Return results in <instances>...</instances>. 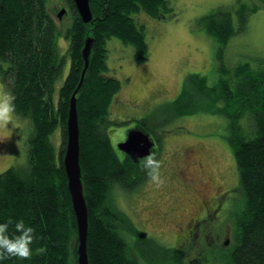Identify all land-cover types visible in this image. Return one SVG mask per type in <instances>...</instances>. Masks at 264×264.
Returning <instances> with one entry per match:
<instances>
[{
  "label": "trees",
  "instance_id": "obj_1",
  "mask_svg": "<svg viewBox=\"0 0 264 264\" xmlns=\"http://www.w3.org/2000/svg\"><path fill=\"white\" fill-rule=\"evenodd\" d=\"M260 1L264 6V0ZM63 2L71 16L64 31L68 40L65 54L58 50L59 32L47 0H0V81L15 95L14 113L29 119L32 128L26 164L0 172V221L23 219L34 227L36 237L30 256H11L2 264H76V222L62 158L69 100L81 78V49L86 37L92 38V45L89 65L76 92V107L79 162L88 211V263L139 264L125 238L128 219L110 204L111 188L116 184L124 187L121 180L129 172L105 131V109L119 86L115 77L104 73L105 43L116 37L133 46L135 60H144L148 53L144 25L133 15L145 11L162 17L172 9L167 0H89L92 18L85 23L72 0ZM253 6L237 10V28L230 12L203 17L204 29L219 42L220 60L224 45L243 29L246 13L254 11ZM66 55L70 67L56 89ZM220 71L227 72L222 66ZM251 72L247 63L239 64L234 68L235 88H230L223 76L220 82L224 89L227 87L224 97L230 93L242 105L228 107L226 125L244 197L228 251L229 264H264V81ZM246 112L250 124L249 130L243 131L239 119ZM57 129L61 143L56 151L51 135ZM147 175L145 171L144 178ZM140 181L139 176L130 187ZM41 246L44 251H37Z\"/></svg>",
  "mask_w": 264,
  "mask_h": 264
},
{
  "label": "rangeland",
  "instance_id": "obj_2",
  "mask_svg": "<svg viewBox=\"0 0 264 264\" xmlns=\"http://www.w3.org/2000/svg\"><path fill=\"white\" fill-rule=\"evenodd\" d=\"M167 1L172 10L162 17H153L145 11L133 15L144 25L148 50L144 60H135L133 46L116 37L108 38L105 43L107 68L104 73L115 77L119 83L110 96L104 118L113 151L139 120H144L145 131L160 138L156 159L160 161L163 183L157 185L147 175L133 192L131 184L145 170L120 153L119 161L129 172L128 177L121 180L126 187L116 185L109 192L110 204L115 210H124L138 225L144 224V230L147 228L149 233L158 236L142 244L132 241L133 231L125 233L131 252L140 255L139 264H171L175 256L161 249L175 247L179 242L173 238L175 220L183 223L196 208L203 206V197L215 191L218 185L229 190V235L234 236L244 197L239 189L226 125L230 117L228 110L242 105L230 93L228 98L224 97L227 87L224 89L220 82L223 76L230 88H235L234 68L243 63L248 64L251 74L264 81V6L260 0ZM253 5L255 9L246 13L243 29L231 35L224 45L220 60L217 56L219 42L204 29L206 18L203 17L230 12L237 28V10ZM62 7H66L63 0H47L48 12L59 32L58 50L65 54L68 40L64 31L71 23V16L66 12L58 18ZM221 66L227 72H221ZM69 67L70 59L66 55L56 89ZM262 86L264 88V82ZM0 87L4 88L1 81ZM183 88L185 91L180 95ZM248 119L247 112L239 119L243 131L249 130ZM31 131L29 119L16 113L7 124H0V172L10 166L26 164ZM51 141L57 151L61 143L58 129L52 133ZM192 151H196L203 162L202 171L185 166L184 157ZM181 173L189 183H183ZM229 243L231 249L230 239ZM229 249L213 257V264H229ZM143 250L142 257L139 251ZM208 263L211 264L210 260Z\"/></svg>",
  "mask_w": 264,
  "mask_h": 264
},
{
  "label": "flooded vegetation",
  "instance_id": "obj_3",
  "mask_svg": "<svg viewBox=\"0 0 264 264\" xmlns=\"http://www.w3.org/2000/svg\"><path fill=\"white\" fill-rule=\"evenodd\" d=\"M132 128L144 131V120H139L132 126ZM125 137L126 135L120 141H123ZM150 137L154 142L152 152L156 154L159 150L158 141L160 138L151 134ZM190 149L194 150L192 148ZM115 152L118 156H121V153L122 157L125 158L126 156L131 161H133L125 152L121 151L120 149H115ZM194 152L196 153V151H192V153L184 157L185 166L191 167L193 170L196 167L199 171H202L203 162ZM142 159L143 157L139 158L137 161H133V163L142 167L140 164ZM143 170L145 169L143 168ZM180 175L182 177L181 180L185 179L183 173ZM140 177V182L142 183L144 181V172L140 175ZM188 181L189 180L185 179L183 183H189ZM116 185L120 186L119 184ZM138 185L139 184L133 186L131 190L135 192V189L138 187ZM228 191L229 190L224 189L222 185H218L215 191L204 196L205 198L203 197V206L196 208L183 223L179 219L175 220L176 223L173 230L176 232V234L173 235V238L176 237L179 242H177L175 247H162L163 249H161L162 251L167 249L166 252H169L170 255L175 256V260H173L171 264H209V260L211 264H213V257L222 255L220 252L223 253V249L226 250L230 248L231 244H228L229 239L231 240L229 235L230 226L228 223V213L230 206L228 201ZM121 212L128 219L124 232L126 233L130 230L133 231L135 236H133L134 238L132 241L134 243L141 241V243L144 244V242L151 240V238H158V236L152 234L151 232L149 233L147 228L144 230V224L138 225L127 212L124 210ZM164 212L168 214L166 211ZM139 253L142 257L144 256V250L139 251ZM134 256L140 263V255Z\"/></svg>",
  "mask_w": 264,
  "mask_h": 264
},
{
  "label": "water",
  "instance_id": "obj_4",
  "mask_svg": "<svg viewBox=\"0 0 264 264\" xmlns=\"http://www.w3.org/2000/svg\"><path fill=\"white\" fill-rule=\"evenodd\" d=\"M80 19L87 23L91 21L92 13L89 0H72ZM67 12L66 7H62L57 17L61 18ZM92 38L86 37L81 49L84 66L81 71V78L69 100V108L66 119V143L63 153V167L67 179V190L69 192L71 206L76 222V264H89L87 256V233H88V211L80 167V146H79V125L76 107V92L82 83L86 68L89 65ZM154 142L147 131L131 128L128 130L123 141L116 144L117 148L125 152L133 161L144 157L148 152H152Z\"/></svg>",
  "mask_w": 264,
  "mask_h": 264
},
{
  "label": "clouds",
  "instance_id": "obj_5",
  "mask_svg": "<svg viewBox=\"0 0 264 264\" xmlns=\"http://www.w3.org/2000/svg\"><path fill=\"white\" fill-rule=\"evenodd\" d=\"M15 95L0 87V124H7L13 117L15 109ZM141 166L147 171L151 179L159 185L163 183L160 175V161L154 152H148L140 161ZM35 229L31 224H26L23 219L9 217L0 221V264L11 256L28 257L32 254V244L36 237ZM43 252L41 246L37 249Z\"/></svg>",
  "mask_w": 264,
  "mask_h": 264
}]
</instances>
